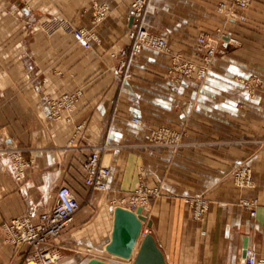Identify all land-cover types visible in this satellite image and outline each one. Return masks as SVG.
I'll use <instances>...</instances> for the list:
<instances>
[{
    "label": "crops",
    "instance_id": "obj_1",
    "mask_svg": "<svg viewBox=\"0 0 264 264\" xmlns=\"http://www.w3.org/2000/svg\"><path fill=\"white\" fill-rule=\"evenodd\" d=\"M132 1L0 0V150L12 144L30 163L24 181L16 182L0 155V227L27 211L37 221L66 189L81 207L55 242L59 264L92 258L130 264L105 246L115 207L143 180L160 194L144 211L153 226H145L141 239L151 231L168 264H241L246 239L263 257L264 0L238 20L218 11L234 0H151L147 25L167 38L169 54L145 50L120 80ZM96 4L108 6L109 14L93 27ZM77 28L92 30L95 38L80 41ZM220 33L205 81L169 77L173 56L200 62L198 38ZM252 76L263 82L255 98L240 83ZM76 92L81 95L63 119L49 120L47 102ZM164 126L183 133L181 149L149 145L150 131ZM97 147L112 171L105 192L85 183ZM243 166L250 171L247 186L234 177ZM192 196L208 202L201 221L186 200ZM244 201L256 204L255 216ZM3 239L1 229L0 264H25V248Z\"/></svg>",
    "mask_w": 264,
    "mask_h": 264
},
{
    "label": "built area",
    "instance_id": "obj_2",
    "mask_svg": "<svg viewBox=\"0 0 264 264\" xmlns=\"http://www.w3.org/2000/svg\"><path fill=\"white\" fill-rule=\"evenodd\" d=\"M151 0H133L130 7V19L132 20L128 37L130 45L120 54L121 62L117 70V77L123 80L130 64L145 50H153L165 54L169 51L168 41L164 36L151 32L147 25V10ZM256 0H234L232 4H221L220 11L229 19H241L243 13L248 10ZM97 19L95 24L105 19L109 14L107 6L97 7ZM82 42L95 38L90 31L78 30ZM224 34L215 37L201 35L197 43L203 55L201 65L190 62L181 55L174 56L169 77L176 83L183 79L203 81L207 78L217 55L219 43ZM229 42L236 44L237 40L229 37ZM81 92L64 95L59 99L47 102L49 108L48 119L59 121L63 119L65 111L77 102ZM133 122L143 125L142 119L133 115ZM149 145L171 150H179L184 146L183 135L169 127H161L150 131ZM103 147L95 148L88 160L86 185L93 192H105L109 187L111 168L101 162ZM0 155L6 160V170L17 182H23L30 163L24 159L23 152L12 144H8ZM237 183L247 186L250 180L248 167L243 166L234 172ZM160 194L158 188H148L143 181L139 183L122 207L136 211L149 206L152 197ZM188 204L192 207L194 219L201 221L208 211V202L203 197H188ZM242 205L247 208L252 216L256 215V204L252 201H244ZM80 203L75 195L64 189L58 195L57 203L50 210L40 214L37 221L32 211L16 217L2 226V234L6 243L24 250L25 264H59L62 260L61 251L55 246V242L61 238L67 228L73 223L76 214L80 210ZM246 264H264V256H258L250 247L247 249Z\"/></svg>",
    "mask_w": 264,
    "mask_h": 264
},
{
    "label": "water",
    "instance_id": "obj_3",
    "mask_svg": "<svg viewBox=\"0 0 264 264\" xmlns=\"http://www.w3.org/2000/svg\"><path fill=\"white\" fill-rule=\"evenodd\" d=\"M145 226L150 230L153 222L144 214L143 208L132 211L122 206L115 207L111 240L105 246V251L130 264H168L151 231H148L141 239ZM248 248L249 241L246 239L241 264H246ZM86 264L118 263L92 258Z\"/></svg>",
    "mask_w": 264,
    "mask_h": 264
},
{
    "label": "rangeland",
    "instance_id": "obj_4",
    "mask_svg": "<svg viewBox=\"0 0 264 264\" xmlns=\"http://www.w3.org/2000/svg\"><path fill=\"white\" fill-rule=\"evenodd\" d=\"M221 5V4H220ZM220 5L218 6V11L219 12H221L220 11ZM98 6H106V5H99V4H96L95 5V10H96V15L94 16V18L92 19V25H93V27H96V26H98V25H100V24H102L106 19H107V17H108V15H107V17L105 18V19H103V20H101L100 22H97L96 24H95V20L97 19V7ZM108 7V6H107ZM109 8V7H108ZM221 13H223V12H221ZM224 14V13H223ZM225 16H226V18L227 19H229V17L226 15V14H224ZM243 16V15H242ZM241 18H243V17H241ZM79 29H84V28H77L76 30H74V33H75V35L77 36V38L80 40V38H79V35H78V30ZM70 30H72V29H70ZM84 30H86V31H90V33H92V35H95L94 33H93V31L92 30H87V29H84ZM91 40H93V39H90V40H87V41H84L85 43L86 42H89V41H91ZM166 40H167V38H166ZM81 41V40H80ZM168 41V40H167ZM169 45V44H168ZM169 47V46H168ZM170 51V50H169ZM169 51L167 52V53H165V54H169ZM177 56V55H176ZM182 56V55H181ZM174 57V56H173ZM183 57V56H182ZM184 58V57H183ZM173 59V58H172ZM186 59V58H185ZM186 60H188V59H186ZM188 61H190V62H194V63H197V64H199V65H201L200 63H201V61L200 62H195V61H191V60H188ZM211 70H212V68H211ZM211 70H210V72H211ZM209 72V73H210ZM208 76H209V74H208ZM207 76V77H208ZM206 79H204L203 81H205ZM190 81H194V82H197V83H201V82H203V81H197V80H190ZM247 90H248V92H249V96L251 97V98H255L256 97V93L262 88V86H263V82H262V80H260L259 78H258V76H252V77H250V78H246V79H242L241 80V82H240ZM174 130V129H173ZM176 131V130H175ZM179 132V131H178ZM182 135H183V133L182 132H180ZM18 148V147H17ZM18 149H20V148H18ZM166 149H168V148H166ZM1 153V152H0ZM10 174V173H9ZM11 175V174H10ZM11 177L13 178V176L11 175ZM14 179V178H13ZM143 181V180H142ZM17 182V181H16ZM144 182V181H143ZM144 184L146 185V183L144 182ZM147 186V185H146ZM148 187V186H147ZM148 188H150V187H148ZM149 205H150V203H149ZM1 229H2V226L0 227V232H1ZM3 242L4 243H6L5 242V240L3 239ZM6 244H8V243H6ZM87 254L88 255H91L92 253H89V252H87ZM24 256V255H23ZM25 262V261H24Z\"/></svg>",
    "mask_w": 264,
    "mask_h": 264
}]
</instances>
